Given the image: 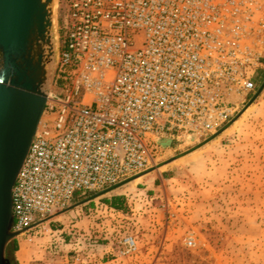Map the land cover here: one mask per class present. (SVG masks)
I'll return each mask as SVG.
<instances>
[{
	"label": "built area",
	"instance_id": "1",
	"mask_svg": "<svg viewBox=\"0 0 264 264\" xmlns=\"http://www.w3.org/2000/svg\"><path fill=\"white\" fill-rule=\"evenodd\" d=\"M59 4L54 86L62 94L53 86L46 97L12 188L21 235L76 197L144 176L161 142L191 146L215 135L264 69V0ZM123 244L136 250L132 237Z\"/></svg>",
	"mask_w": 264,
	"mask_h": 264
},
{
	"label": "rangeland",
	"instance_id": "2",
	"mask_svg": "<svg viewBox=\"0 0 264 264\" xmlns=\"http://www.w3.org/2000/svg\"><path fill=\"white\" fill-rule=\"evenodd\" d=\"M59 7L55 0L57 34ZM56 66L57 59L50 91ZM257 76L258 89L264 69ZM62 86L53 90L62 94ZM254 95L215 137L163 146L150 173L84 204L93 194L76 197L18 236L31 264H264V88L248 104ZM113 197L122 199L121 211L102 206ZM18 237L7 247L14 260ZM129 237L132 253L123 244ZM189 238L193 247L185 245Z\"/></svg>",
	"mask_w": 264,
	"mask_h": 264
},
{
	"label": "water",
	"instance_id": "3",
	"mask_svg": "<svg viewBox=\"0 0 264 264\" xmlns=\"http://www.w3.org/2000/svg\"><path fill=\"white\" fill-rule=\"evenodd\" d=\"M54 5L55 0H0V264H10L7 247L22 234L13 230L12 188L29 153L52 85L58 56ZM263 88L264 81L248 104ZM161 145L169 147L171 141ZM138 177L95 193L80 204Z\"/></svg>",
	"mask_w": 264,
	"mask_h": 264
},
{
	"label": "crops",
	"instance_id": "4",
	"mask_svg": "<svg viewBox=\"0 0 264 264\" xmlns=\"http://www.w3.org/2000/svg\"><path fill=\"white\" fill-rule=\"evenodd\" d=\"M171 145H174V144H171ZM151 189L152 188L148 187L147 190H151ZM92 206L93 205L90 204V207H92ZM102 206L105 207L106 209L115 210V209L111 208L106 203H104ZM58 213H56L55 215H57ZM59 218H61V217L59 216L56 219L58 220ZM14 244L18 248L17 251L15 252V256H16L15 260H16L17 264H31V261H32L31 254L32 253H30L28 251L26 241H24L22 237H18V239L14 241Z\"/></svg>",
	"mask_w": 264,
	"mask_h": 264
},
{
	"label": "trees",
	"instance_id": "5",
	"mask_svg": "<svg viewBox=\"0 0 264 264\" xmlns=\"http://www.w3.org/2000/svg\"><path fill=\"white\" fill-rule=\"evenodd\" d=\"M111 208L121 211L122 210V199L120 197H113L110 200L104 201ZM17 246L14 244L12 248V252L15 253L17 251ZM6 258L8 259L10 264H16L15 260L11 257V252L9 250L6 251Z\"/></svg>",
	"mask_w": 264,
	"mask_h": 264
},
{
	"label": "bare ground",
	"instance_id": "6",
	"mask_svg": "<svg viewBox=\"0 0 264 264\" xmlns=\"http://www.w3.org/2000/svg\"><path fill=\"white\" fill-rule=\"evenodd\" d=\"M49 94H50V93H48L47 96H48ZM193 140H194L193 138H187V143L192 142ZM138 178H139V177H138ZM140 179H142V178H140ZM140 179H139V180H140ZM136 181H138V180H136Z\"/></svg>",
	"mask_w": 264,
	"mask_h": 264
}]
</instances>
